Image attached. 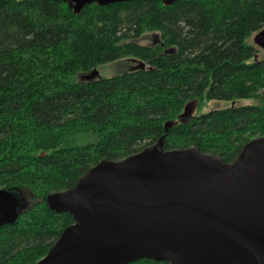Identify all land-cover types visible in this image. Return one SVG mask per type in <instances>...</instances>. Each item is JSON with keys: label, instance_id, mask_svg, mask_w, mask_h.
<instances>
[{"label": "trees", "instance_id": "trees-1", "mask_svg": "<svg viewBox=\"0 0 264 264\" xmlns=\"http://www.w3.org/2000/svg\"><path fill=\"white\" fill-rule=\"evenodd\" d=\"M263 29L264 0L92 4L79 15L57 0H0V190L30 203L0 228V264L48 254L74 219L47 197L101 161L163 139L166 151L198 147L232 164L264 137V51L253 43ZM148 33L159 43L140 44ZM123 60L146 68L91 76ZM190 103L197 113L183 122Z\"/></svg>", "mask_w": 264, "mask_h": 264}, {"label": "water", "instance_id": "water-1", "mask_svg": "<svg viewBox=\"0 0 264 264\" xmlns=\"http://www.w3.org/2000/svg\"><path fill=\"white\" fill-rule=\"evenodd\" d=\"M57 1L79 15L92 4L170 7L183 0ZM253 40L264 50V29ZM195 107L188 104L179 120L191 119ZM47 205L74 224L37 264H264V137L245 145L232 164L198 147L166 151L160 139L124 160L101 161L76 187L50 194ZM22 206L1 189L0 228L16 224Z\"/></svg>", "mask_w": 264, "mask_h": 264}, {"label": "rangeland", "instance_id": "rangeland-1", "mask_svg": "<svg viewBox=\"0 0 264 264\" xmlns=\"http://www.w3.org/2000/svg\"><path fill=\"white\" fill-rule=\"evenodd\" d=\"M139 43L142 45H154L156 43H159V36L157 34H154V33L145 34L139 40ZM253 43H254V40H253ZM134 65H135V63L133 60L117 61V62H114L111 64L104 65L99 70H94V72L96 71V72H98V74L100 76L108 78V77H112L118 73L124 72ZM213 106H214L213 103L209 104L208 106H206L204 108L203 112H207V111L211 110L213 108ZM218 106H219V108H226V107H229L230 104L228 102H221ZM196 108H197V105H196L195 110H194V116L197 113ZM28 204H30V203L25 202V204H23L21 210H24V208H26V206Z\"/></svg>", "mask_w": 264, "mask_h": 264}]
</instances>
